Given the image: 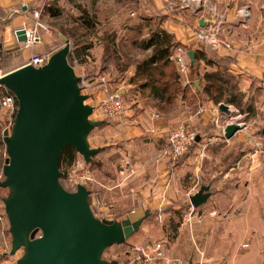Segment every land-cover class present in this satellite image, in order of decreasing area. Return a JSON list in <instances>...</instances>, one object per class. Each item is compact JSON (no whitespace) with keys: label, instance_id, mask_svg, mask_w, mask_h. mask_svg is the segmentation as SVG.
I'll use <instances>...</instances> for the list:
<instances>
[{"label":"crops","instance_id":"crops-1","mask_svg":"<svg viewBox=\"0 0 264 264\" xmlns=\"http://www.w3.org/2000/svg\"><path fill=\"white\" fill-rule=\"evenodd\" d=\"M42 1L0 0V60L2 62L5 55L11 57L13 66L8 71L22 65L29 55L54 51L51 32L35 26L31 14L32 8ZM159 1L160 5H157V0H86L87 8L97 11L100 17L123 18L124 13L120 8L125 4L145 11L137 13L130 10L128 13L137 15L141 21L153 20V16L159 15L157 27L150 31L163 28L188 50L204 52L207 59H196L190 73L181 77L182 83L189 86L185 96H178L172 104H159L150 90H144L143 93H147L149 99L163 109H156L155 106L137 111L127 110V123L122 127L115 120H109L115 129L110 128L108 133L115 131V135H120L127 151L124 148L118 157L117 170L113 169L115 178H109L112 180V183L109 182L110 188L114 191L107 194H110L108 200L113 206L106 212V206L100 207L102 201H98L95 207L104 213L96 212L91 205L93 195L97 201L96 191H93L90 195L91 208L99 217L121 220L128 216L135 220L145 212H155L162 207L173 208L186 196L189 199L196 189L188 190L186 174L194 169L199 149L185 156H169L162 152L172 126L178 123L196 131L195 142L199 145H216L222 141L226 148L232 149L239 143L244 146H249V143V149H238L236 168L230 166L225 171L226 175H230V172L245 174L233 186L234 190L243 189L241 195L234 194L232 187H227L226 192L220 189L211 192L210 201L214 206L209 211L205 208L203 213H196L192 208L188 220L182 222L184 248H176L174 254L170 249H165V258L155 264H188L189 260L191 264H264V147L260 140L262 137L264 140V134L255 133L251 126V122L256 121L255 112L264 107V102H255L258 98L264 100V0H203V5L198 8L181 7L178 0ZM153 3L156 9H152ZM109 4L120 7L115 10L116 15H112L111 8L106 9ZM150 4L152 7H149ZM243 6L250 12L246 19L237 15V10ZM213 7L216 8L217 17L211 14ZM201 19L204 26L200 24ZM209 20L220 23L232 44L231 49H217L195 40L193 29L205 27ZM122 24L125 30L130 29L127 22ZM18 28L25 29V32L35 28L38 41L25 47L22 41L16 39L15 30ZM148 34L143 33L145 36ZM95 51L93 48L90 50L91 54ZM97 51L95 55L99 62L102 48L99 53ZM217 65L225 68L234 78L241 99H251L249 103H239L240 107L237 103L227 102L232 114L219 109L218 104L204 93V73L216 70ZM196 81L199 86L195 84ZM154 110L160 113L159 118L151 116ZM7 113V109L0 107V118H7ZM235 121L245 126L246 132L237 133V130L233 136L226 138L225 124ZM206 154L210 156L208 150ZM125 159L129 160V164H124ZM197 169L195 167L194 170ZM98 182L103 186L106 184L103 180ZM126 185L129 191L123 193ZM125 195L129 204L124 202ZM1 221L4 223L0 214ZM244 239L247 240L246 245L243 244ZM188 240L190 245L186 242Z\"/></svg>","mask_w":264,"mask_h":264},{"label":"water","instance_id":"water-1","mask_svg":"<svg viewBox=\"0 0 264 264\" xmlns=\"http://www.w3.org/2000/svg\"><path fill=\"white\" fill-rule=\"evenodd\" d=\"M200 24L204 26V20ZM15 35L24 41L25 29H16ZM65 41L42 66L20 65L0 78L17 107L11 127L3 130L7 157L0 180L8 189L2 200L10 253L22 249L17 264H119L104 258L103 252L110 245L124 243L148 212L135 220L99 217L91 209L85 184L77 183L69 190L60 181L61 150L73 146L90 162L101 147L90 145L88 136L102 123L90 118L94 106L86 103L88 95L79 85L80 75L69 62L70 40ZM188 53L192 67L196 52L190 49ZM218 108L232 114L227 102ZM225 125L226 138L242 127L237 121ZM210 194L209 184H202L189 199L198 206Z\"/></svg>","mask_w":264,"mask_h":264},{"label":"rangeland","instance_id":"rangeland-1","mask_svg":"<svg viewBox=\"0 0 264 264\" xmlns=\"http://www.w3.org/2000/svg\"><path fill=\"white\" fill-rule=\"evenodd\" d=\"M46 2L47 5L41 8L42 10L39 14V21L46 30L51 32L54 38V51L61 48V46L65 44V40H70V53L72 52L75 44L85 41H92L94 44L93 50L95 49L96 51H101L102 48L103 53L104 45L107 43L104 37L110 35L111 33H116V43L120 45V54L122 55L121 61H112L113 63L111 64L104 63L102 62L103 58L101 54L100 61L97 62L98 56L95 55L96 51L93 54L90 52L89 58L81 57V61L78 60L71 62L69 59L70 63H73L72 66L74 67L75 73H77L78 76L82 75L85 77L84 82L86 87L84 88L83 93L88 95L86 103L95 107L98 105L99 100L104 97L107 91L112 92L114 90H118L123 96L125 102L129 105L128 110L131 109L137 111V109L139 110L150 107L155 108V106L157 107L156 109H163L159 108L160 105H157L158 103H155L149 99L147 93L141 92L140 88L137 87L135 83L129 82L130 77H132L135 73V62L143 60V58L149 56L152 52L151 49H139L134 45V42L138 39H142V37L145 36L143 33L145 34L146 32H150L152 28H155L161 16H153V20L141 21L137 15L131 16L128 15V13L130 10H136L137 13L145 12L142 9L138 11V7L132 4L130 6L125 4V7L123 8H120L118 5L114 6L113 4H109L106 6V9L111 8L113 12L112 15H116L115 12L117 11L115 10L117 8L122 9V12L124 13L123 18L119 16L113 17V19L104 16L100 17V24L95 29L97 32L95 30L87 32L81 28L80 24L78 23L79 21L77 20V17L81 13L80 7L87 8L86 0H46ZM157 5H160L159 0H157ZM48 7L54 9L57 8L60 12V16H49L47 10ZM149 7H152V5L150 4ZM152 9H156L154 3ZM126 22L130 27L128 30L123 28L124 26L122 23ZM144 26H148V28L145 29ZM82 34L85 36H82ZM100 51H97V53ZM12 66L13 62L11 63V57L9 56L5 55L2 62L0 60V68L4 72H7ZM103 76L104 80L108 83L106 86L107 91H105V88L103 87H87V85H95L102 79ZM250 100L251 99H248V101L242 100V103H249ZM255 102H264V100L258 98L255 100ZM14 113H10L8 111L6 116L7 118H0V132H2V135L5 128L11 127L14 119ZM255 113H257L255 114L256 121H252L251 126L253 127L255 133L264 134V107L258 109V111ZM90 118L97 119L95 118V114L91 115ZM98 120H103L104 122L92 128L88 136V141L90 145L101 146L104 148V150L96 154L95 161L97 162V165H85V167L90 170L91 175L94 178L93 180H95L90 186L92 188V193L93 191H96L97 201L94 200L95 195H91L93 197V203L91 201V205H93L96 212L98 211L99 214H103L104 212H99L95 206L97 205L98 201H102L104 204L103 206H106L107 208L106 212L109 211V208L113 206L110 205L112 203L110 200H108L110 194H107L114 191L113 188H110L112 186L109 182L112 183V180H109V178H115L113 169L117 170L119 160L118 157L122 155L125 145L121 140V136L119 135V137L117 134L115 135V131H113L112 134L108 133L110 132V128L113 130L115 129L114 125L109 123L110 119ZM244 128L245 126H242V128H240L237 133L240 131L246 132V129L244 130ZM260 140L262 142V147H264L263 137ZM248 145L250 146L249 143ZM249 146H244L243 143H239V145L235 148L228 149L225 147L224 142L222 141L220 144L216 145H199L195 142L185 153L181 154V156H185L187 153L193 152L194 149H199V152H197L198 159L195 160V167H198V169L195 171L194 167L193 170L190 169V171H188L186 174V179L188 181L187 186L189 187L188 190H197L200 185L209 184V189L212 193L217 192V189L226 192L229 189L227 187H232L231 191L234 192V194L238 193V195H241L243 189L237 188V190H234L233 186L239 179L242 178L244 173L242 172L243 174L241 175L239 172H230V175H226L225 171L230 166L236 168V160L238 158L236 154L238 149H249ZM125 150L127 151L126 148ZM207 150L210 156H207ZM61 171L64 172L62 177L63 185L67 189H75L68 178L73 173V167L62 165ZM1 179H3V174L2 165L0 164V180ZM98 180H103L106 182V184L104 186L100 185ZM115 182L116 181H114V183ZM126 186L127 187H124L123 193L129 191V186ZM7 192V188H0V214L3 216L4 229H6L7 234H9L8 221L6 213L4 212V204L2 200ZM127 199L128 197L126 196L124 202L126 201V203L129 204ZM212 204L213 202L210 201L209 196L204 204L193 207L190 203V200L186 196L182 202H179L173 208L162 207L161 210L150 212L142 219L140 227L137 231L126 237L124 243L113 244L106 248L103 252V257L109 260L116 259L120 264H137L135 261H133V246L136 244L158 240H163L166 244V249H170V252L174 254L176 248H184L182 222L188 220L189 215L192 212V208L196 210V213H203L205 208H207V211H209L212 206H214ZM216 240L220 241L219 239ZM186 242H189V245L191 244L190 240ZM246 242L247 240L244 239L243 244L246 245ZM22 252V249H20L18 253Z\"/></svg>","mask_w":264,"mask_h":264},{"label":"built area","instance_id":"built-area-1","mask_svg":"<svg viewBox=\"0 0 264 264\" xmlns=\"http://www.w3.org/2000/svg\"><path fill=\"white\" fill-rule=\"evenodd\" d=\"M179 4L184 8H198L202 6L203 0H178ZM47 5L46 0L34 8H32V17L34 19V25L44 28L39 21V14L41 8ZM211 14L217 17L216 8L211 9ZM238 17L246 19L250 12L246 6L240 7L237 10ZM221 22V21H220ZM222 24V22H221ZM223 27L220 23H213L209 20L205 27H198L193 29L192 36L196 41L201 44H209L217 49H231L232 44L229 38L225 35ZM38 41V37L35 35V28L25 32V40L22 41L25 47ZM1 48V46H0ZM171 55V60L174 62L176 69H178L180 77L187 76L191 71L190 58L188 49L181 43L175 45ZM50 52L32 54L28 56V59L22 65H33L35 67L42 66L48 60ZM5 72L0 68V78ZM85 77L80 76L79 85L81 86L82 92L85 85ZM108 83L102 79L95 85H87L89 88L103 87L107 91L106 86ZM0 107L7 109L10 113H14L16 110V100L13 94L5 93L0 96ZM129 105L125 102L123 96L118 90L112 92L107 91L103 98L98 102V105L94 107L91 115L95 114L97 119H113L116 120L121 127L127 123V110ZM90 115V116H91ZM153 118H159L160 113L158 111H151ZM92 119V118H91ZM196 131L183 123H178L172 126L169 135L167 136L166 145L162 148V152L169 156H177L185 153L191 145L195 143ZM124 164H129V160L124 161ZM72 186L75 187L77 183L91 182L94 178L91 175L90 170L85 167L81 156H77L74 159L73 173L68 177ZM103 202H100L99 206L103 207ZM166 244L163 240L149 241L142 244H136L133 246V261L137 264H155L159 259L165 258ZM10 236L7 234V230L4 229V223H0V264H17V258L21 255L18 253L19 250L14 253H10Z\"/></svg>","mask_w":264,"mask_h":264},{"label":"trees","instance_id":"trees-1","mask_svg":"<svg viewBox=\"0 0 264 264\" xmlns=\"http://www.w3.org/2000/svg\"><path fill=\"white\" fill-rule=\"evenodd\" d=\"M80 8L81 13L77 17V20L79 21L78 23L80 24L81 28L87 32L94 31L100 24V16L98 15V12L94 9L89 10L86 7ZM47 10L48 15L51 17L60 16V12L57 8L54 9L48 7ZM95 31L97 32V30ZM82 36L85 35L82 34ZM104 38L107 43L104 45L103 53L101 55L103 58L102 62L111 64L113 63L112 61H121L122 55L120 54V45L116 43V33H111ZM177 44L178 42L175 40L173 35L163 28L150 31L148 35L134 42V45L139 49H151L152 52L149 56L143 58V60L135 62V73L132 77H130L129 82L135 83L136 86L140 88L141 92H144V90H150L151 95L157 99L159 104H172L178 96H185L187 90L189 89L188 85L182 83L179 71L176 69L174 62L170 58L173 54L172 52L174 47ZM93 46L94 44L92 41H85L75 44L72 52H69L68 57L71 62L78 60L81 61V57L88 58L90 50L93 48ZM196 52V59H206L204 52L200 50H197ZM1 53L2 49L0 48V55ZM209 62L212 61L209 60ZM216 68V70H211L204 73V93L217 104L226 101L233 104L237 103V106L240 107L239 103H242L241 93L237 88V83H235L234 78L228 74L225 68H221L219 65H217ZM5 93L10 92L0 85V96L1 94L3 95ZM241 110H243V108H241ZM103 122L104 121L102 120V123ZM103 150L104 148L101 147L98 152L93 153L90 162H85L83 160L84 164L87 166L97 165V162L95 161L96 154ZM77 156L82 155L75 149V147L65 145L61 150L58 159L60 170H62V165L73 167L74 159ZM6 157L7 155L3 135L2 132H0V164L2 166ZM63 175L64 172L61 171V182ZM93 181L95 180L86 183L90 193L92 189L90 185L93 183ZM0 188L6 187L0 185Z\"/></svg>","mask_w":264,"mask_h":264}]
</instances>
